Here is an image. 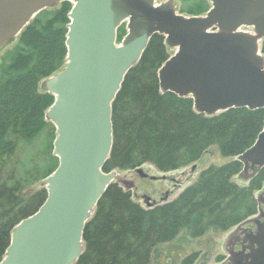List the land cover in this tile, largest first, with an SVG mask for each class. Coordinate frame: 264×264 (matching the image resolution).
Listing matches in <instances>:
<instances>
[{
  "label": "trees",
  "instance_id": "trees-1",
  "mask_svg": "<svg viewBox=\"0 0 264 264\" xmlns=\"http://www.w3.org/2000/svg\"><path fill=\"white\" fill-rule=\"evenodd\" d=\"M187 16L206 15L208 0H179ZM73 4L62 1L41 11L14 41L0 69V264L12 232L45 204L41 185L59 166L56 128L46 115L55 102L43 83L67 64L66 46ZM126 25L118 31L121 43ZM166 38L155 35L141 61L126 76L113 103L114 143L104 173L152 165L172 172L200 162L217 147L230 163L211 166L173 202L143 207L120 184L106 191L84 232V253L76 264H153L158 248L189 232L225 233L259 213L257 193L264 168L239 185L245 165L238 158L264 130V109H232L218 115L195 110L192 98L161 90L159 71L171 57ZM264 54V41L262 45ZM192 254L182 264H195Z\"/></svg>",
  "mask_w": 264,
  "mask_h": 264
},
{
  "label": "water",
  "instance_id": "water-1",
  "mask_svg": "<svg viewBox=\"0 0 264 264\" xmlns=\"http://www.w3.org/2000/svg\"><path fill=\"white\" fill-rule=\"evenodd\" d=\"M62 1L0 0V52L41 11ZM66 1L73 3L67 64L45 82L55 97L46 118L56 128L53 154L59 166L42 181L45 204L14 228L1 264H76L84 253L86 226L109 187L132 190L127 175L103 168L114 143L113 103L155 35L176 50L159 71L164 93L192 98L195 110L205 115L264 109V0H208L209 12L191 17L181 14L174 0ZM124 24L127 34L119 43ZM238 160L247 181L264 168V130ZM136 173L150 177L141 168ZM258 200L264 205L262 195ZM149 203V208L156 204ZM260 229L255 264H264Z\"/></svg>",
  "mask_w": 264,
  "mask_h": 264
},
{
  "label": "rangeland",
  "instance_id": "rangeland-1",
  "mask_svg": "<svg viewBox=\"0 0 264 264\" xmlns=\"http://www.w3.org/2000/svg\"><path fill=\"white\" fill-rule=\"evenodd\" d=\"M179 0H174L177 10L179 9ZM162 0H158V4ZM10 41L0 52V69L2 58L11 50L16 42ZM171 55L175 50H170ZM233 159L223 157L217 147H211L208 153L200 162L187 166L178 171L160 172L152 165H145L142 169L150 178L142 179L135 177L134 172L116 171L121 176H126L127 181L134 180L132 190L133 198L143 207H148L151 203L160 204L164 198L168 197V202L176 200L185 189L196 183L206 169L211 166L222 167L230 163ZM194 166L196 169L194 170ZM246 175L242 174L234 178L239 185H247ZM155 178V179H151ZM264 197L263 190L257 193V196ZM237 227L225 233L210 231L201 238L193 239L189 232L182 233L176 241L170 244L162 245L158 248L157 258L153 264H182V261L192 254H197L198 259L195 264H222V260L228 257V241Z\"/></svg>",
  "mask_w": 264,
  "mask_h": 264
},
{
  "label": "flooded vegetation",
  "instance_id": "flooded-vegetation-1",
  "mask_svg": "<svg viewBox=\"0 0 264 264\" xmlns=\"http://www.w3.org/2000/svg\"><path fill=\"white\" fill-rule=\"evenodd\" d=\"M261 211L255 218L237 226L229 238V254L222 264H255L252 255L258 252V243L262 241L260 228L264 227V207Z\"/></svg>",
  "mask_w": 264,
  "mask_h": 264
}]
</instances>
